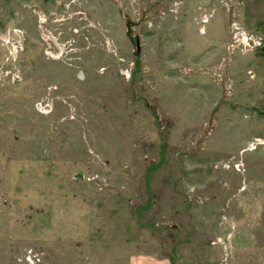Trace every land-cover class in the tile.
Segmentation results:
<instances>
[{"label":"rangeland","instance_id":"obj_1","mask_svg":"<svg viewBox=\"0 0 264 264\" xmlns=\"http://www.w3.org/2000/svg\"><path fill=\"white\" fill-rule=\"evenodd\" d=\"M263 18L0 0V264H264Z\"/></svg>","mask_w":264,"mask_h":264},{"label":"built area","instance_id":"obj_2","mask_svg":"<svg viewBox=\"0 0 264 264\" xmlns=\"http://www.w3.org/2000/svg\"><path fill=\"white\" fill-rule=\"evenodd\" d=\"M251 41H252V38H251ZM244 42H246L248 45L252 44V43H250L249 40L247 41V37L244 39ZM257 143H259V141H257ZM38 259L40 260V258H38ZM26 260L29 261V262H34L35 261V256L33 254H31V253L30 254L28 253L27 256H26Z\"/></svg>","mask_w":264,"mask_h":264},{"label":"crops","instance_id":"obj_3","mask_svg":"<svg viewBox=\"0 0 264 264\" xmlns=\"http://www.w3.org/2000/svg\"><path fill=\"white\" fill-rule=\"evenodd\" d=\"M251 21V20H250ZM250 21H246V23L248 24ZM259 22H261V23H263V32L261 33V35L263 36L264 35V18L263 19H260V21ZM258 21H256L255 23H254V25H257L258 23H259ZM252 23H250V24H248V25H246L247 26V28L249 29V30H252L253 28V26H254ZM255 27V26H254ZM264 37V36H263Z\"/></svg>","mask_w":264,"mask_h":264},{"label":"bare ground","instance_id":"obj_4","mask_svg":"<svg viewBox=\"0 0 264 264\" xmlns=\"http://www.w3.org/2000/svg\"><path fill=\"white\" fill-rule=\"evenodd\" d=\"M256 140L259 141L260 143L263 142L260 137H257Z\"/></svg>","mask_w":264,"mask_h":264}]
</instances>
